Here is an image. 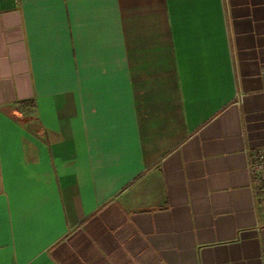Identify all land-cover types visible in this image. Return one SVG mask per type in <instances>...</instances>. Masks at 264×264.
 <instances>
[{"label":"crops","instance_id":"crops-1","mask_svg":"<svg viewBox=\"0 0 264 264\" xmlns=\"http://www.w3.org/2000/svg\"><path fill=\"white\" fill-rule=\"evenodd\" d=\"M264 0H0V264H264Z\"/></svg>","mask_w":264,"mask_h":264},{"label":"built area","instance_id":"built-area-1","mask_svg":"<svg viewBox=\"0 0 264 264\" xmlns=\"http://www.w3.org/2000/svg\"><path fill=\"white\" fill-rule=\"evenodd\" d=\"M250 170L253 176L256 194L264 199V150L255 152L250 159Z\"/></svg>","mask_w":264,"mask_h":264}]
</instances>
